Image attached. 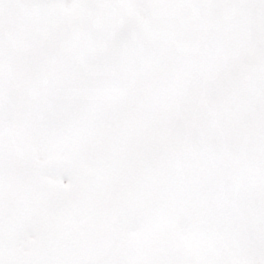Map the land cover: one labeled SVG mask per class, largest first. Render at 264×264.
Wrapping results in <instances>:
<instances>
[{
    "label": "snow or ice",
    "instance_id": "1",
    "mask_svg": "<svg viewBox=\"0 0 264 264\" xmlns=\"http://www.w3.org/2000/svg\"><path fill=\"white\" fill-rule=\"evenodd\" d=\"M0 264H264V0H0Z\"/></svg>",
    "mask_w": 264,
    "mask_h": 264
}]
</instances>
